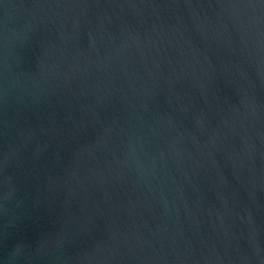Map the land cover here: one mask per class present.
I'll use <instances>...</instances> for the list:
<instances>
[{
    "label": "water",
    "instance_id": "95a60500",
    "mask_svg": "<svg viewBox=\"0 0 264 264\" xmlns=\"http://www.w3.org/2000/svg\"><path fill=\"white\" fill-rule=\"evenodd\" d=\"M0 264H264V0H0Z\"/></svg>",
    "mask_w": 264,
    "mask_h": 264
}]
</instances>
